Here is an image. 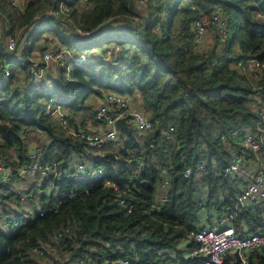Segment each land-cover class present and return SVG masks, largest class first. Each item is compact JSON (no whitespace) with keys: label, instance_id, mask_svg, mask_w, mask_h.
<instances>
[{"label":"trees","instance_id":"trees-1","mask_svg":"<svg viewBox=\"0 0 264 264\" xmlns=\"http://www.w3.org/2000/svg\"><path fill=\"white\" fill-rule=\"evenodd\" d=\"M60 1L68 6L70 22L49 16L29 30L36 14ZM132 1L28 0L20 12L9 0L12 11L5 14L10 24L0 27V164L9 168L10 176L0 178V189L8 190L14 179L24 176L18 169L32 161L33 152L27 149V133L36 131L46 135L36 155L42 164L54 162L61 169L74 157L92 158L90 168H102L119 191L92 177L39 173V185L29 190L38 188L42 214L18 213L15 217L22 220L15 230L0 232V264H37L32 255L54 256L53 251L65 254L56 264H110L119 258L128 259L127 264H191L199 258L184 255L179 241L188 240V251L194 246L190 231L199 227L196 212L202 207L225 206L239 236L264 230V196L250 206L236 207L235 194L245 181L237 174L220 173L232 160V151L243 156L241 171L257 166L264 171V119L259 113L264 106V18L252 15L253 4L264 15V0ZM215 4L222 8L225 26L210 24L208 46L197 47L193 22ZM133 15L139 19L133 21ZM16 24L24 27L14 31ZM75 26L94 29L93 35L72 37ZM8 34L22 38L14 50H21L19 59L5 49ZM29 38L42 39L40 55L53 39L73 54L101 44L116 49L107 58H98L104 47L83 62L64 59V65L56 63V74L43 75L39 69L44 61L29 59ZM247 57L263 62L257 77L233 67ZM68 61L70 78L64 73ZM15 65L21 69L16 71ZM106 90L138 93L154 126L144 133L123 130L118 139L92 147L45 113L46 105H58L73 125L81 111L95 110L86 98ZM169 125L173 131L167 138L161 130ZM248 132L260 140L256 152L239 142ZM119 142L123 145L116 150ZM102 145L108 151L96 159L92 151ZM201 160L205 169L198 174ZM186 166L191 168L187 177ZM159 185L164 186V201L157 199ZM118 192H131L139 208L127 213L116 200ZM157 202L159 207H152ZM35 247L43 254L35 253ZM248 254L247 264H264L263 247ZM222 264L241 263L227 255Z\"/></svg>","mask_w":264,"mask_h":264},{"label":"built area","instance_id":"built-area-1","mask_svg":"<svg viewBox=\"0 0 264 264\" xmlns=\"http://www.w3.org/2000/svg\"><path fill=\"white\" fill-rule=\"evenodd\" d=\"M142 1V0H139ZM13 5H16L15 0H11ZM49 16L61 17V19L67 23L70 22L71 18L68 15V6L60 1L56 7L43 11L34 16L29 30L38 28L39 21ZM254 17L264 18V15L258 11ZM139 17L137 15L132 16L133 21H137ZM214 25L221 29L225 26L223 18V11L220 5H213L209 12H202L198 18L193 22L194 29V41H201L207 27ZM2 23V29H3ZM71 27V26H70ZM94 29H83L80 27L71 28L72 37H90L93 35ZM24 30L22 31L23 34ZM224 33V30H223ZM21 34V35H22ZM18 35H6L5 37V49L7 52H13L17 46ZM105 49L100 53L98 58H107L116 47H109L105 44ZM42 60L45 65L39 69V73H42L47 63L55 62L59 65H64V59H72L75 62H83L87 60V57L83 53L73 54L67 47L57 41H50L49 46L42 51ZM34 63V62H33ZM69 61L65 65H69ZM233 67L240 73L248 75L249 77H257L263 67V62L256 57H247L245 59L237 60ZM66 78H70V65L69 69H66ZM34 75L38 73L33 71ZM45 113L54 117H57L63 124L65 132L73 137H79L83 139L89 146L96 147L101 145L104 141L116 139L119 133V129L116 128L115 122L117 119L123 118L126 122L131 124V127L142 132L150 130L154 126V121L148 118L140 107L131 106L129 100L125 95L118 93L113 90H109L105 94L104 100L97 105L94 112V119L105 125V128L101 130H88L87 128H77L66 122V113L60 106L56 105L51 107L46 105ZM259 113L264 119V106H261ZM173 131V126L169 125L165 129L161 130V133L165 137H170ZM240 144L243 147L251 149L253 152L258 151L260 148V140L256 138V133L248 132L241 139ZM41 148L37 146L30 154L32 161L29 164L22 166L18 169V174L28 175L40 171L42 173L51 172L57 177L66 176L69 178H85L92 177L99 179L100 183L105 186H112L114 189L119 191V185L108 177L103 176L102 168H89L84 163L78 162L75 168L71 170H63L56 168V163L42 164L37 159L36 155H39ZM243 160L242 154L239 152L232 151V160L225 165L220 173L223 175L237 174L240 171V163ZM199 165L198 171L201 172L205 169L204 162ZM198 174H201V173ZM191 174L190 166L184 168V175L187 177ZM10 176V170L4 164H0V178L7 180ZM167 182V181H166ZM264 171L263 167L257 166L256 168L249 169L248 178L245 184L241 186L240 190L236 192L235 206L244 207L252 203L253 200H259L264 196ZM117 202L125 209L127 213H130L139 208L138 203L134 200L133 194L127 192L124 194L115 195ZM165 196H161L160 201H164ZM201 204V203H199ZM152 207H159V203H155ZM221 215L217 221L211 226H199L197 229L190 231V235L194 239V246L188 251V256H196L199 258L198 261L191 264H222L224 256L231 255L235 260V252H238L241 264H247L249 262L248 253L257 249L264 248V230L250 232L243 236H239L234 229L231 222L232 215L229 213L225 206L220 208ZM42 214V211H40ZM31 216V214H25ZM24 215V217H26ZM11 219L4 220V225L10 231H14L19 225L22 218L9 217ZM43 248L45 245H42ZM34 252L42 255L43 250L40 247H35ZM128 259L119 258L113 260L110 264H127ZM157 264H162L158 262ZM168 264H180L178 262H171Z\"/></svg>","mask_w":264,"mask_h":264},{"label":"crops","instance_id":"crops-1","mask_svg":"<svg viewBox=\"0 0 264 264\" xmlns=\"http://www.w3.org/2000/svg\"><path fill=\"white\" fill-rule=\"evenodd\" d=\"M28 0H23V5L22 6H19L18 5V3H17V1H16V5H14V6H17L18 8H17V10L18 11H20V12H22L23 10H24V7H25V5H26V2H27ZM134 4H138L139 5V3H138V1L137 0H133L132 1ZM8 3H9V0H4V1H1V8H0V27L2 26V23L4 24V28H6L7 26L6 25H9L10 23H9V18L6 16V14H5V10H7V9H10V11H12V9L10 8V6L8 5ZM141 3H143V2H141ZM13 4V3H12ZM77 5H79V4H77ZM24 6V7H23ZM253 6V8H252V15H255L259 10H257V8L255 7V4H253L252 5ZM80 8V7H79ZM4 10V11H3ZM45 11H47V10H45ZM41 13V12H40ZM17 23V22H16ZM22 27H24V25H15L14 26V31H18V29L19 28H22ZM211 28L210 27H207V29H206V31H205V33H204V35H203V37H202V39H201V41H199V42H195V45L197 46V47H201V48H206L207 46H208V42H207V40H209V39H211L210 38V36H211ZM6 33H8V32H6ZM43 36H45V35H43ZM205 36H208L207 38V40L206 41H204V37ZM20 38V40H22V38L21 37H19ZM2 40V39H1ZM34 39H32V38H29V42H28V44L30 43V44H32L31 46H32V50L30 51V57H29V59H31V60H36V59H34L31 55L33 54H35V53H33V47H34V44H35V42H37V41H41L42 43H43V41H42V39L41 38H39V39H37V40H34ZM54 41H57V42H60L59 40H57V39H53ZM23 42H25V40L23 39ZM20 51L21 50H19V51H17L16 53L13 51V52H10L11 54L10 55H16V58H18V56L20 55ZM95 52H99V49H95ZM19 54V55H18ZM95 54V53H94ZM18 55V56H17ZM36 55L38 56V54L36 53ZM20 58V57H19ZM18 58V59H19ZM35 58H36V56H35ZM38 58L40 59V60H36V61H43L42 60V58H41V55L40 56H38ZM49 65H51L50 67H49ZM56 63L55 62H50V63H47V65H46V68H45V70H44V72H43V75H46L49 71H50V73L51 74H53L52 73V68L54 67L55 69L57 68L56 66ZM107 91H109V90H106L104 93H103V95H94V94H91V95H89V96H93L94 98V100L92 101V103H87V104H89V105H91V107L92 108H94V109H96V107H97V105L98 104H100L103 100H104V98H105V94H106V92ZM88 96V97H89ZM127 98H128V100H129V102H130V104H131V106H133V107H140L141 109H142V111L144 112V109H143V107H142V103H141V99H140V97H139V94L137 93V94H135L134 96H129V95H125ZM85 101H87V98H86V100ZM65 110V109H64ZM95 110H93L92 111V109H86V110H84V111H81L80 112V114H78L77 115V117L74 119V121H73V125L75 126V127H82V128H87L88 130H101L102 128L104 129L105 128V125L103 124V123H100V122H98V121H96L94 118H93V112H94ZM66 113V112H65ZM145 113V112H144ZM145 115H146V113H145ZM147 116V115H146ZM56 120V123H57V125H58V127H59V130L61 131V126H60V124H59V122L57 121V119H55ZM127 125H128V129L127 130H129L130 128L132 129L133 127H131V124L127 121ZM57 128V127H56ZM133 129H135V128H133ZM123 130H125V129H123ZM123 130H119V133H118V136H119V134H120V132L121 131H123ZM136 130V129H135ZM138 133H144V132H146V131H142V132H140V131H138V130H136ZM148 131V130H147ZM118 138V137H117ZM44 141H46V135L45 134H43V133H41V132H36V131H30L29 133H27V149H28V151H32V150H34L39 144H41L42 142H44ZM123 144L121 143V142H119V144H118V146H119V148L122 146ZM118 148V149H119ZM118 149H116V150H118ZM108 151V149H107V146H100L99 148H96V149H94L92 152H93V155H94V157L97 159H101L102 158V156H103V154L104 153H106ZM29 153V152H28ZM78 162H83L87 167H93V159L92 158H79V157H74L71 161H68L67 162V164H66V166H61L63 169H66L67 168V170H69V169H73V168H75V165L78 163ZM251 168H253V167H256V165L255 164H250L249 165ZM61 168V169H62ZM39 173H42V172H40V171H36L35 173H32V174H28V175H25L24 177H26V179H21L20 180V183H19V185H18V188L16 189L15 187H13L12 186V184H10L9 185V189L8 190H0V232H6V233H9V232H12V231H10L9 229H7L6 227H5V225H4V219L5 218H8V216H12V217H15L18 213H20V214H22V217H24V215L25 214H31V216H33L34 214H36L38 211H40V209H41V204H40V202L39 201H35V206L37 207V211H34V208L32 207V205L29 203V198H30V196L32 195V197L31 198H34V195H35V193H34V190L33 189H31V190H29L31 187H32V185L35 183V185H36V187L39 185V181H40V176L38 175ZM248 174H249V170H247V171H241V169H240V171L239 172H237V175H238V177L239 176H241L240 178L241 179H243L244 181H246L247 180V178H248ZM21 177H23V176H21ZM19 178V177H18ZM240 184V183H239ZM263 189H264V183H263ZM27 190H29V192H27ZM17 192H19V193H25V197H26V199L28 200V202L27 201H25V202H23V204H22V206H23V208L22 209H20V210H18V211H16L15 213H13V214H10L11 212L9 211V210H11V209H13V207H14V205L15 204H21V200H22V197H20L19 196V200H17V197H16V193ZM47 193H48V191H47ZM47 193H45V195H47ZM164 193V186L163 185H159V187H158V192H157V199L162 195ZM13 195H15V196H13ZM5 196V197H4ZM2 197H4V198H2ZM161 198V197H160ZM160 198H159V200H160ZM15 200H16V202H15ZM56 204V203H55ZM248 206H250V205H248ZM9 213V214H8ZM220 215H221V211H220V209L218 208V209H216V208H214L213 206H210V207H202V208H198V210H197V212H196V216H197V223L195 224L196 226H211V225H213L216 221H217V219L220 217ZM26 216V215H25ZM27 217V216H26ZM264 218V217H263ZM188 240L185 238V237H182L181 238V240L179 241V243H180V245H181V249H182V251H183V253H184V255H187L188 253H187V251H188V249H187V246H186V242H187ZM249 255V254H248ZM171 256H174L173 254H171ZM228 256H230L231 257V255L229 254ZM232 258V257H231ZM233 261H235L234 259H233ZM236 262V261H235Z\"/></svg>","mask_w":264,"mask_h":264},{"label":"rangeland","instance_id":"rangeland-1","mask_svg":"<svg viewBox=\"0 0 264 264\" xmlns=\"http://www.w3.org/2000/svg\"><path fill=\"white\" fill-rule=\"evenodd\" d=\"M15 1H17V3H18V5L19 6H22L23 5V0H15ZM16 8H18L17 6H15ZM24 7V6H23ZM208 36H205L204 37V41H206L208 38H207ZM206 39V40H205ZM112 45V44H111ZM104 46H105V44H101V45H99V46H97V48H99V50H102V48H104ZM43 48V43L41 42V41H37V42H35V44H34V47H33V53H35L34 55L32 54L31 56L34 58V59H36V60H40L39 58H38V56H40V50ZM95 49L96 48H90V47H88V48H85L84 49V51H83V54L87 57V56H92L94 53H95ZM36 53L38 54V56L36 55ZM35 56H36V58H35ZM50 63V62H49ZM51 65H49V67H50ZM71 67V66H70ZM21 68H20V66H18V65H15V70L16 71H19ZM66 69H69V65H67L66 66ZM66 69H65V74H66ZM57 69H55L54 67L52 68V73L53 74H56L57 73ZM22 72V71H21ZM126 97V96H125ZM94 97L93 96H89V97H87V101H86V103H92V101L94 100L93 99ZM92 105V104H91ZM65 109V108H64ZM63 109V110H64ZM65 112H66V109L64 110ZM67 113V112H66ZM147 115V114H146ZM119 136L121 137L122 135L121 134H119ZM119 138V137H118ZM117 138V139H118ZM115 148L116 149H118L119 148V146H115ZM25 176V175H24ZM19 177V178H16V179H14L12 182H11V184H12V186L13 187H15L16 189L18 188V185H19V183H20V180L23 178V179H26V177ZM1 190V189H0ZM34 190V193L35 194H37V195H35L34 196V198H29V203L32 205V207L34 208V211H37V207L35 206V201L37 202V201H39V196H38V193H37V190H38V188H34L33 189ZM19 194H16V196L17 197H19L18 196ZM13 196H15V195H13ZM20 197H22V200H21V204L19 203V204H15L14 205V207H13V209H11V210H9L11 213L10 214H13V213H15L16 211H18V210H20V209H22L23 208V206H22V204H23V202H25V201H27L28 202V200L26 199V197H25V193H20ZM15 202H16V200H15ZM9 214V213H8ZM8 217H12V216H8ZM52 255H54V256H49V255H44L43 257H37V256H35V255H32V258L35 260V262L37 263V264H56V262L57 261H60L61 260V258H62V256H65V254L63 253V255H58V254H56V251H53L52 252Z\"/></svg>","mask_w":264,"mask_h":264},{"label":"water","instance_id":"water-1","mask_svg":"<svg viewBox=\"0 0 264 264\" xmlns=\"http://www.w3.org/2000/svg\"><path fill=\"white\" fill-rule=\"evenodd\" d=\"M115 126L119 130H123V129L127 130L128 129L127 122L123 118L117 119L115 122ZM235 261H236V263H239V261H240L238 252H235Z\"/></svg>","mask_w":264,"mask_h":264}]
</instances>
